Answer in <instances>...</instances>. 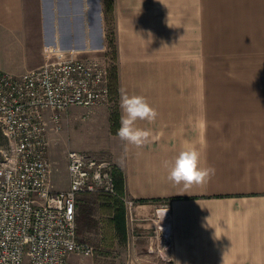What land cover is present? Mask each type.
I'll return each mask as SVG.
<instances>
[{
  "label": "crops",
  "instance_id": "obj_1",
  "mask_svg": "<svg viewBox=\"0 0 264 264\" xmlns=\"http://www.w3.org/2000/svg\"><path fill=\"white\" fill-rule=\"evenodd\" d=\"M258 15L264 30V0H112L110 9L108 0H0V70L14 75L54 53L106 63L112 27L117 94L112 91L106 105L84 107L85 113L70 106L60 129L50 123L48 157L51 144L67 141L62 168L68 179L59 189L69 184V150L111 160L123 193L144 201L135 210L144 232L153 228L157 202L167 201L170 261L147 251L130 254L128 264H264V39ZM210 42L217 46L213 61L238 58L248 75L227 71L226 82L210 91ZM123 92L146 97L158 112L151 123L136 122L153 136L139 148L116 135ZM115 100L116 110L109 106ZM186 141L200 152L201 167L215 169L206 183L187 189L168 179Z\"/></svg>",
  "mask_w": 264,
  "mask_h": 264
},
{
  "label": "built area",
  "instance_id": "obj_2",
  "mask_svg": "<svg viewBox=\"0 0 264 264\" xmlns=\"http://www.w3.org/2000/svg\"><path fill=\"white\" fill-rule=\"evenodd\" d=\"M106 68L99 60L54 53L20 75L0 70V264H81L71 256L92 255L93 247L78 239L76 203L82 194L98 193L118 196L134 223L133 238L146 239L148 252L170 261L167 201L157 202L152 230L142 231L135 210L144 201L117 193L111 160L69 150L67 188L55 189L49 180L50 123L60 129L72 105L108 104Z\"/></svg>",
  "mask_w": 264,
  "mask_h": 264
},
{
  "label": "rangeland",
  "instance_id": "obj_3",
  "mask_svg": "<svg viewBox=\"0 0 264 264\" xmlns=\"http://www.w3.org/2000/svg\"><path fill=\"white\" fill-rule=\"evenodd\" d=\"M257 20L259 23L257 33L264 39L263 15L262 17L258 15ZM109 24L111 26V22H109ZM107 40L106 63L102 62V60L101 62L107 67L108 76H111L116 67L115 38L114 33L112 32V27H108ZM222 45H225V43L218 44V47ZM262 45L263 42L261 45H258V47H261ZM216 48L217 46H214L210 42V55L215 56L214 58H211V61L218 56L217 53L213 54L211 52L212 49ZM251 48L254 49V45H252ZM237 59L238 58H235V61H226L223 58H217V61L212 62L210 67L214 70V74L211 76L212 82L210 80V91H217L216 89L219 87L217 81L220 82V85L226 82L225 74L227 71L239 76L248 75L247 69L238 68ZM109 106L116 110L118 106L117 100ZM71 109L81 113H85L86 111L84 107L77 105H74ZM0 144H5V139L1 132ZM51 146L52 157L51 154L49 155L51 160L50 181L52 187L59 189L60 184L65 185L68 179L62 168V153L69 145L67 144V141L61 144L60 141H57L56 143L51 144ZM76 208L78 239L84 244L92 246L93 253L88 256L73 255L70 258L72 261L81 264H128L130 254H148L146 245L147 240L144 238H133L134 223L130 216L127 215L124 204L121 203L115 195L101 193L82 194L77 200ZM122 212L123 220L121 221V224L123 225L120 227L118 217L121 216ZM123 226H125V230L122 228Z\"/></svg>",
  "mask_w": 264,
  "mask_h": 264
},
{
  "label": "clouds",
  "instance_id": "obj_4",
  "mask_svg": "<svg viewBox=\"0 0 264 264\" xmlns=\"http://www.w3.org/2000/svg\"><path fill=\"white\" fill-rule=\"evenodd\" d=\"M120 109L122 111L120 127L116 132L120 140L137 148L148 143L150 138H153L151 130L138 127L136 122L155 121L158 116L157 110L148 103L146 97L130 96L127 92L121 94ZM200 159V152L186 141L171 165L168 179L177 185L183 184L186 189L206 183L215 174V169L210 166L201 167ZM164 165L168 167L169 162L165 161ZM167 210L162 213V219Z\"/></svg>",
  "mask_w": 264,
  "mask_h": 264
},
{
  "label": "trees",
  "instance_id": "obj_5",
  "mask_svg": "<svg viewBox=\"0 0 264 264\" xmlns=\"http://www.w3.org/2000/svg\"><path fill=\"white\" fill-rule=\"evenodd\" d=\"M108 8L109 9L112 8V0H108ZM116 80H117L116 79V73H115V69H114V71L112 72V74L110 76V91H111V93H112V91H114L117 94V82H116ZM117 118H118V114L117 113L116 114H112V120L114 122H115V120H117ZM114 176H115V183H116L117 193L120 194V195H123L124 194L123 190L120 189V187H119L120 178H117V174L115 172V169H114ZM116 197H118V196H116ZM118 200H120V202L123 203L119 197H118ZM119 218H120V220H119ZM122 220H123V212H122L121 216L118 217V223L120 224L119 225L120 227H121V225H123V224H121ZM122 228L125 230V226H123Z\"/></svg>",
  "mask_w": 264,
  "mask_h": 264
}]
</instances>
